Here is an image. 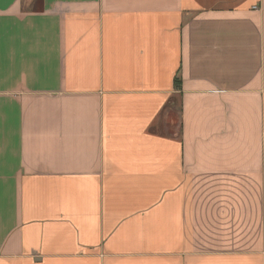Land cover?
<instances>
[{
  "label": "crops",
  "instance_id": "1",
  "mask_svg": "<svg viewBox=\"0 0 264 264\" xmlns=\"http://www.w3.org/2000/svg\"><path fill=\"white\" fill-rule=\"evenodd\" d=\"M0 264H264V0H0Z\"/></svg>",
  "mask_w": 264,
  "mask_h": 264
}]
</instances>
